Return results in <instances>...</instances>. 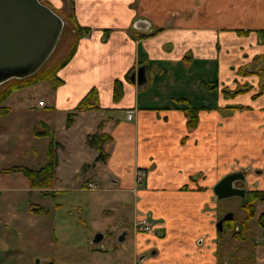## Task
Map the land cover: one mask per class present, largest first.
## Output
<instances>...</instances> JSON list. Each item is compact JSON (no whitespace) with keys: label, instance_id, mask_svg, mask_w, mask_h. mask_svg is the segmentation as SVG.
<instances>
[{"label":"crops","instance_id":"1","mask_svg":"<svg viewBox=\"0 0 264 264\" xmlns=\"http://www.w3.org/2000/svg\"><path fill=\"white\" fill-rule=\"evenodd\" d=\"M73 1L77 23L90 30L58 71L62 83L41 81L22 96L10 95L4 104L10 111L0 115V161L12 135L1 118L13 114L11 131L27 143L20 147L23 162L0 165V264H35L37 247L42 239L45 245L54 240L56 217L66 211L52 199L85 190L92 197L86 204L73 202L67 216L77 208L94 225L93 212L101 214L91 237L101 232L99 243L107 237L121 245L132 238V264L229 263L232 257L222 261L219 255L223 237L215 228L212 188L223 175L242 170L247 189L264 190V90L253 97L264 79V43L257 34L264 29V0ZM140 66L145 79L138 84L131 76ZM115 80L122 82L118 100ZM215 80L217 90H210L207 83ZM243 84L250 86L244 93L221 92ZM91 88L100 109L77 112L67 125V114ZM186 103L200 107L191 128L182 109ZM41 122L51 136L33 134ZM96 131L108 136L104 159L86 142ZM50 140L56 144L51 187H31L22 172L6 171L18 165L39 169ZM137 168L147 171L140 186L134 184ZM91 181L98 186L85 188ZM256 206L255 222L264 215V202ZM142 214L152 219L153 229L134 232L131 223ZM83 226L88 230L85 220ZM122 232L126 237L119 242ZM260 235L262 241L256 238L237 264H264L262 229ZM24 242L35 252L24 254ZM48 258L42 254L37 264H54Z\"/></svg>","mask_w":264,"mask_h":264},{"label":"rangeland","instance_id":"2","mask_svg":"<svg viewBox=\"0 0 264 264\" xmlns=\"http://www.w3.org/2000/svg\"><path fill=\"white\" fill-rule=\"evenodd\" d=\"M47 3L55 8V9H62L65 4L64 0H45ZM48 5V6H49ZM63 13L66 14L67 11L63 10ZM73 29L69 22L64 21V28L60 34V37L56 43V46L53 50V52L50 54L48 59L51 61H56L61 56L64 55L66 50L68 49L70 42L72 40L73 35ZM84 37V36H83ZM51 82L49 80L43 81V85H48ZM33 89L32 87L23 88L16 90L11 94L10 99H14L16 97L22 96L24 93H28ZM38 97V96H37ZM5 104V102L3 103ZM4 126L7 128L9 132L12 133L11 137L9 139H6L4 141L5 148L3 150V153L5 157L0 161V165L6 166L7 164H19V162H23L25 158L23 157L22 153L20 152L21 145H25L26 140L25 137L19 136L15 138V134L11 131V126H13V122L16 119V117L11 114L9 116L1 118ZM25 135H27L25 133ZM241 139L244 137H240ZM237 138L235 137L234 140ZM246 139H250V137H247ZM2 145V144H1ZM242 146H245V144H241ZM94 148V147H93ZM40 150V149H39ZM39 156H37L38 158ZM23 158V159H21ZM145 170V169H144ZM237 171V170H236ZM135 174V171H134ZM146 177H147V171H146ZM144 183L142 180L139 183H136L134 180V184L137 186H140ZM98 186V185H97ZM95 189V188H94ZM92 191L85 190L82 193L79 194H67L62 195L63 197L56 196V199H52L53 202H60L62 203V210H66L65 212H62L61 218L56 217V219L59 220V222H56L55 225V238L52 242L46 243V245L43 243V239L41 244L37 247V255L34 259V263L37 264L39 260L42 258V254L45 257H49V260H54V264H132L131 260L128 259V256L130 255V251L132 249V238L129 237L125 241V244L121 245V243L113 242L111 243L108 241V238L106 237L102 243L99 244H93L91 243L90 239L93 238L92 232L96 228L98 224L101 223L102 215H98L97 212H93L95 217L97 218V221L92 224L91 217L87 215V217L84 215V213H81L80 209H74L72 211L71 216H67V211L70 207H73V202L81 200L84 204L87 203L88 198L90 199ZM78 197L76 199L75 197ZM64 198V199H61ZM65 198H73L70 200L68 204H66ZM217 205V216L222 214L225 211H231L234 213V215L237 217V219H241L245 211L240 207L239 204V198L236 196H233L231 198H226L222 200H218ZM88 214V212L86 213ZM145 214H142V216ZM147 215V214H146ZM254 218V217H253ZM252 218V219H253ZM249 220L248 222V230L243 232L241 235L244 239L238 238H232L230 234L225 233L224 237L221 239V245L219 248V255L220 258L226 259L229 257H232L231 261H234L232 263L231 261L229 263L222 262V264H237L238 261L244 256H249L252 247H253V241L257 238L258 240L262 241V236L260 235L261 229L255 220ZM83 220L86 222L85 229L83 226ZM113 220V219H111ZM60 228L64 232L60 231ZM153 229V228H152ZM217 229V228H216ZM131 230H132V223H131ZM88 231V232H87ZM96 233H98L96 231ZM94 233L93 235H95ZM87 237V241H84L85 236ZM100 245L104 246V250L101 249L99 251L96 247H99ZM24 254H27L29 252H35L33 251V248L28 245V243L24 242ZM104 251V252H103ZM121 252L124 254L125 257L121 256ZM148 256L151 255L150 252L146 253ZM96 256H100V258H104L102 260L96 261ZM109 259H112L110 261ZM107 260L109 262L107 263ZM250 264V263H248Z\"/></svg>","mask_w":264,"mask_h":264},{"label":"trees","instance_id":"3","mask_svg":"<svg viewBox=\"0 0 264 264\" xmlns=\"http://www.w3.org/2000/svg\"><path fill=\"white\" fill-rule=\"evenodd\" d=\"M42 3L49 5L47 1L40 0ZM65 4L62 9H55L49 5L57 14H59L64 21L69 22L73 31L72 40L70 45L63 56H61L56 61H51L47 59L43 65L32 75L24 78H10L5 82L0 84V115H5L10 111V108L4 105L3 103L7 98L16 90L33 86L41 81L49 80L52 85L55 87L62 83L61 78L58 76V71L70 60L73 55L77 42L83 36H86L89 33L88 27L80 26L74 15V1L73 0H64ZM63 10L67 11L66 14L63 13ZM64 28V27H63ZM238 33H247L244 30H238ZM258 39L260 42L264 43V29H260L257 32ZM258 58V57H257ZM258 72V71H255ZM253 71H247L246 73H255ZM129 73L126 74L128 78ZM217 81H212L207 83V86L210 90H217ZM250 88L249 85L243 84L234 90H229L227 88H222L221 92L225 97H233L236 94L244 93ZM264 90V79H262L259 84V91L253 95L256 97L262 93ZM122 82L120 80L114 81L113 87V99L118 100L122 95ZM178 100L184 102L185 98H179ZM186 102V101H185ZM200 107L193 106L191 103H186L182 109L187 116V127L191 128L196 125L197 122V112ZM238 108L244 109V107L239 106ZM100 105L98 101V93L95 88H91L78 102L73 111L67 114L66 124L68 125L72 118L76 115L77 112L87 111V110H99ZM33 134L35 136H51V131L47 124L41 122L39 125L33 128ZM108 138L107 134L103 132L96 131L95 133L88 135L86 142L89 146H92L97 151V159H104L105 153L103 149V144ZM55 142L50 140L47 151H46V160L43 166L39 169H31L26 166H12L6 169V171H19L22 172L28 179L31 187H37L41 189H47L52 186L54 179V170L56 164L55 158ZM48 191H43L47 193ZM256 202H264V190H247L245 198L241 203V207L246 212L245 216L241 219H232L224 222L223 225V234L226 232L230 234L232 238L244 239L242 233L248 230V222L253 217L256 216L257 209L255 206ZM256 222L261 227L264 234V215L261 213ZM222 234V235H223ZM220 235V233H219ZM51 264V263H49Z\"/></svg>","mask_w":264,"mask_h":264},{"label":"water","instance_id":"4","mask_svg":"<svg viewBox=\"0 0 264 264\" xmlns=\"http://www.w3.org/2000/svg\"><path fill=\"white\" fill-rule=\"evenodd\" d=\"M64 27L63 18L40 0H0V84L10 78H24L35 73L53 52ZM144 67L132 73V80L138 84L145 79ZM244 179L242 173L225 174L213 185L217 199L244 196L245 189L233 185L237 179ZM232 217L224 214L216 227L222 230L223 221ZM126 233L118 235L122 242ZM103 238L98 232L92 238L97 244ZM144 255L138 257V261Z\"/></svg>","mask_w":264,"mask_h":264},{"label":"built area","instance_id":"5","mask_svg":"<svg viewBox=\"0 0 264 264\" xmlns=\"http://www.w3.org/2000/svg\"><path fill=\"white\" fill-rule=\"evenodd\" d=\"M146 178V170L142 169V168H137L135 169V174H134V180L136 181V183L141 182L142 180L145 181ZM97 187V183L94 181L91 182H87L85 184V188L87 189H94ZM153 228V221L152 219L149 217V215H140L138 217H136L133 222H132V230L134 232H148L150 230H152Z\"/></svg>","mask_w":264,"mask_h":264},{"label":"flooded vegetation","instance_id":"6","mask_svg":"<svg viewBox=\"0 0 264 264\" xmlns=\"http://www.w3.org/2000/svg\"><path fill=\"white\" fill-rule=\"evenodd\" d=\"M232 172H233V173H236V172L239 173V172H240V173H242L243 176H244V179H243V180L239 178V179H237V180H235V181L233 182V185H234L235 187H238V188H244V189H245V193H244V196H243L242 198H241L240 196H236V197L239 198V204H240V207H241V203L243 202V200H244V198H245L246 191H247V190H256V189H247V187H246V186H247V180H246L245 172H244V171H242V170H237V171H232ZM232 172H230V173H232ZM227 174H228V173H227ZM223 176H224V175H223ZM223 176H222V177H223ZM220 179H221V178H220ZM220 179H219V180H220ZM219 180H218V181H219ZM259 190H260V189H259ZM214 195H215V194H214ZM215 197H216V196H215ZM227 198H231V197H227ZM223 199H226V198H223ZM218 200H222V199H217V198H216V201H218ZM257 203H259V202H256V203H255V206L257 205ZM241 208H242V207H241ZM242 209H243V208H242ZM256 209H257V206H256ZM229 212H231V211L228 210V211H225V212H223L222 214H220V215H218V216L216 215V222H217V221H218V220H219L224 214L229 213ZM231 213H232V217L223 221V224H222V230L219 231L218 229H216V230H217V233H218V234L220 233L219 237H221V238L224 237V234L226 233V232H225V233L223 234V225H224V222H225V221H228V220H232V219H237V217L234 215V213H233V212H231ZM245 214H246V212H245ZM245 214H244V216H245ZM256 215H257V213H256ZM259 215H260V214H259ZM259 215H258V216H259ZM244 216H243V217H244ZM243 217H242V218H243ZM255 217H256V216H255ZM242 218H241V219H242ZM257 218H258V217H257ZM241 219H239V220H241ZM256 220H257V219H256ZM216 222H215V228H217V227H216ZM260 228H261V227H260ZM222 234H223V235H222ZM97 244H99V243H97ZM100 247H101V246H99L98 248H100ZM143 257H144V256H143ZM137 261H138V260H137Z\"/></svg>","mask_w":264,"mask_h":264}]
</instances>
